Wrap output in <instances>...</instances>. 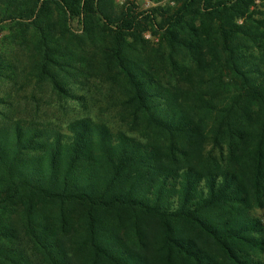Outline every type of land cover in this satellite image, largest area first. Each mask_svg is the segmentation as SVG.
<instances>
[{"label": "trees", "instance_id": "obj_1", "mask_svg": "<svg viewBox=\"0 0 264 264\" xmlns=\"http://www.w3.org/2000/svg\"><path fill=\"white\" fill-rule=\"evenodd\" d=\"M137 1L0 0V264H264V0Z\"/></svg>", "mask_w": 264, "mask_h": 264}, {"label": "rangeland", "instance_id": "obj_2", "mask_svg": "<svg viewBox=\"0 0 264 264\" xmlns=\"http://www.w3.org/2000/svg\"><path fill=\"white\" fill-rule=\"evenodd\" d=\"M119 2H121L122 0H117ZM169 0H158L159 4H165L167 3ZM137 5L141 8V9H146L147 7H149V3L148 0H138L137 1ZM264 3V1L262 2ZM154 4V3H152ZM256 4H259V1H256ZM72 28L75 30V32L77 33V31L79 30V27L77 26L76 23L72 24ZM15 63L18 64L19 68L24 69V72H27L28 67L30 65V53H29V49H23L22 51H18L17 54L15 55ZM24 76V75H23ZM25 77V76H24ZM16 87H24V89H36L33 86L30 87H25L22 84H18ZM74 91H76V93L80 94V91H78V88H73ZM92 92V91H91ZM21 103H18L16 106V110L24 112V111H30L31 109H33V105L29 104L27 105L26 103L24 104V102L20 101ZM41 106V112L42 111H46L47 114L49 116H53L54 118H58L60 121L65 122L68 119H73L76 118L80 115H83L85 113H95L97 111V109H94L92 112V104L90 101H87V107L83 106L82 102H80L77 99H73L70 101H67V103L62 104V109L61 107L59 108V106H57V103L55 102V99L52 100V102L49 99H43L40 102ZM255 217L257 219H259L262 223V225L264 226V208L263 209H256L254 211ZM259 259H261L264 262V255L263 256H259Z\"/></svg>", "mask_w": 264, "mask_h": 264}, {"label": "built area", "instance_id": "obj_3", "mask_svg": "<svg viewBox=\"0 0 264 264\" xmlns=\"http://www.w3.org/2000/svg\"><path fill=\"white\" fill-rule=\"evenodd\" d=\"M149 6L153 5L149 0H148Z\"/></svg>", "mask_w": 264, "mask_h": 264}]
</instances>
